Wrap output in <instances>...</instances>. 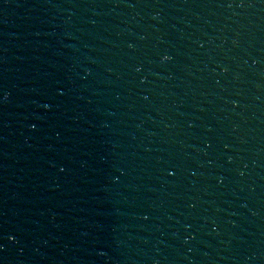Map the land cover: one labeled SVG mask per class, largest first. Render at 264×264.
<instances>
[{
  "label": "water",
  "instance_id": "water-1",
  "mask_svg": "<svg viewBox=\"0 0 264 264\" xmlns=\"http://www.w3.org/2000/svg\"><path fill=\"white\" fill-rule=\"evenodd\" d=\"M0 264H264V0H0Z\"/></svg>",
  "mask_w": 264,
  "mask_h": 264
},
{
  "label": "snow or ice",
  "instance_id": "snow-or-ice-1",
  "mask_svg": "<svg viewBox=\"0 0 264 264\" xmlns=\"http://www.w3.org/2000/svg\"><path fill=\"white\" fill-rule=\"evenodd\" d=\"M164 59L167 60V59H170V57L165 56ZM33 127H35V125H33ZM169 174L171 175L172 173H169Z\"/></svg>",
  "mask_w": 264,
  "mask_h": 264
}]
</instances>
